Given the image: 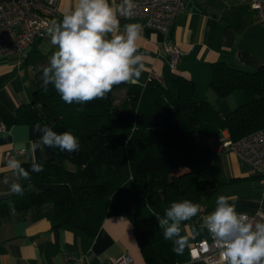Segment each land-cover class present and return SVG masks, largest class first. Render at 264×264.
Returning <instances> with one entry per match:
<instances>
[{"label":"trees","instance_id":"1","mask_svg":"<svg viewBox=\"0 0 264 264\" xmlns=\"http://www.w3.org/2000/svg\"><path fill=\"white\" fill-rule=\"evenodd\" d=\"M210 87L222 97L240 90L245 100L223 115L182 76L170 87L154 79L144 86H114L104 100L86 105L66 104L52 85L47 92L35 90L31 101L17 108V121L70 131L80 147L54 148L55 157L36 161L43 166L38 173L31 170L33 162L22 163L30 179L22 195L0 199V218L12 216L10 205L15 215L52 206L57 225L92 236L106 217L127 215L146 264L185 263L190 246L174 252L155 215L163 216L173 201H196L205 194L207 180L201 175L211 162V137L227 130L237 140L264 127V63L246 71L214 62ZM120 90L125 95L117 101Z\"/></svg>","mask_w":264,"mask_h":264},{"label":"crops","instance_id":"2","mask_svg":"<svg viewBox=\"0 0 264 264\" xmlns=\"http://www.w3.org/2000/svg\"><path fill=\"white\" fill-rule=\"evenodd\" d=\"M74 5L75 0H59L56 19L62 18ZM120 22L121 25L138 23L142 26L137 44L144 57V69L135 83H122L116 85L118 88L144 86L151 78L170 87L173 78L182 76L194 81L201 99L211 102L226 115L243 103L245 97L240 90L224 97L215 94L210 87L211 64L223 61L253 71L264 63V26L257 22L254 11L240 0H185L183 13L167 33L143 26L142 20L136 17H120ZM165 44L174 48V56L164 50ZM53 51L45 31L23 56L0 55V180L11 177V170L7 168L11 158L22 164L55 157L54 148H45L43 154L39 150L33 152L31 142L38 140L40 133L34 131L35 125L16 119L17 108L29 103L34 91L41 87L42 68ZM226 137L228 132L224 130L220 136L209 139L211 162L202 172L207 189L193 201L201 205V212L182 224L181 235L187 238L189 246L207 236V230L200 227L202 218L214 210L220 195L235 202L239 212H264V176L256 174L255 190L247 193L234 190L240 180L233 161L239 158L222 147L221 141ZM20 183L23 185L25 180ZM11 194L6 185H0V199ZM123 254L131 257L130 264H146L134 235L131 216L106 217L92 236L69 225H57L52 206L0 218V264H71L77 259L83 264H102ZM183 264L206 263L189 258Z\"/></svg>","mask_w":264,"mask_h":264},{"label":"clouds","instance_id":"3","mask_svg":"<svg viewBox=\"0 0 264 264\" xmlns=\"http://www.w3.org/2000/svg\"><path fill=\"white\" fill-rule=\"evenodd\" d=\"M133 8L134 0H75L74 7L62 18L45 22L43 26L55 51L42 68L44 91L52 85L66 104L86 105L104 100L116 85L135 83L144 69V57L137 44L142 26L120 22L121 16L132 15ZM34 131L40 136L31 142L33 152L39 150L43 154L45 148L75 152L80 147L79 138L70 131L58 133L40 124L35 125ZM7 168L11 177H3L0 185L22 195L20 181L30 179L29 172L15 158L7 161ZM31 170L38 173L43 166L34 161ZM10 210L16 214L14 206L10 205ZM200 212L199 203L184 199L173 201L163 216L155 215L163 238L173 242L177 254H182L187 245V238L181 235L183 222ZM200 227L213 239L217 264H264V219L237 211L235 202L227 196L217 197L214 210L202 218Z\"/></svg>","mask_w":264,"mask_h":264},{"label":"built area","instance_id":"4","mask_svg":"<svg viewBox=\"0 0 264 264\" xmlns=\"http://www.w3.org/2000/svg\"><path fill=\"white\" fill-rule=\"evenodd\" d=\"M184 1L134 0L130 17L140 18L145 27L167 33L174 20L183 13ZM240 1L254 11L257 22L264 26V0ZM119 2L120 0H116V3ZM58 7L59 0H0V55L23 56L34 40L46 31L44 23L56 19L59 13ZM164 50L172 56L175 55L174 48L169 44L164 45ZM221 145L246 162L255 174L264 176V127L237 140H232L228 136L222 139ZM9 157L11 156L7 155V158ZM248 215L255 219H264L263 211ZM189 258L202 259L206 264H217L218 252L209 233L190 245ZM131 261L128 254H123L102 264H130ZM71 264H83V262L77 259Z\"/></svg>","mask_w":264,"mask_h":264},{"label":"rangeland","instance_id":"5","mask_svg":"<svg viewBox=\"0 0 264 264\" xmlns=\"http://www.w3.org/2000/svg\"><path fill=\"white\" fill-rule=\"evenodd\" d=\"M202 93H204V92H202ZM124 95H125V90H120V92L117 93L115 97H116L117 101H119L122 99V97ZM212 105H214V104H212ZM215 107L217 108V106H215ZM233 162H234V166L236 168V172L238 173L236 177H239L238 180H240L238 183H236V185H235L236 187H234L235 188L234 190H237L240 193H243V192L247 193L248 191L250 192L252 190H255L256 187L254 184V180L257 179V177H256V174L250 168V166L241 159H239V161H233ZM66 166L70 169H73V165L70 162H66ZM206 174H207V171H206ZM201 176L203 178L205 177L204 174H202ZM251 177H254V178L252 179ZM230 179L231 178H229L228 180L230 181Z\"/></svg>","mask_w":264,"mask_h":264},{"label":"water","instance_id":"6","mask_svg":"<svg viewBox=\"0 0 264 264\" xmlns=\"http://www.w3.org/2000/svg\"><path fill=\"white\" fill-rule=\"evenodd\" d=\"M38 110L43 113L42 107L41 106H37Z\"/></svg>","mask_w":264,"mask_h":264}]
</instances>
